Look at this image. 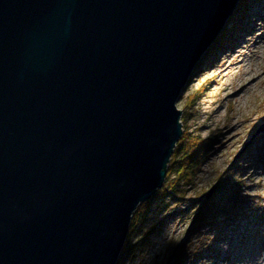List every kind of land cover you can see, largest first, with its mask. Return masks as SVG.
I'll return each instance as SVG.
<instances>
[{
  "label": "water",
  "instance_id": "water-1",
  "mask_svg": "<svg viewBox=\"0 0 264 264\" xmlns=\"http://www.w3.org/2000/svg\"><path fill=\"white\" fill-rule=\"evenodd\" d=\"M238 2L0 0V264H116Z\"/></svg>",
  "mask_w": 264,
  "mask_h": 264
},
{
  "label": "rangeland",
  "instance_id": "rangeland-1",
  "mask_svg": "<svg viewBox=\"0 0 264 264\" xmlns=\"http://www.w3.org/2000/svg\"><path fill=\"white\" fill-rule=\"evenodd\" d=\"M236 5L221 44L202 55L176 101L182 130L208 138L207 159L181 194L153 198L122 264H168L178 247L184 250L176 264H264V128L257 132L264 125V0ZM232 169L242 180L241 211L223 230L202 225L192 232L189 216Z\"/></svg>",
  "mask_w": 264,
  "mask_h": 264
},
{
  "label": "trees",
  "instance_id": "trees-1",
  "mask_svg": "<svg viewBox=\"0 0 264 264\" xmlns=\"http://www.w3.org/2000/svg\"><path fill=\"white\" fill-rule=\"evenodd\" d=\"M237 13L236 9L235 13L228 18L220 34L215 39L214 44H212L213 47H217L221 44L222 37H224L229 30V22L233 21L232 19ZM207 143L208 138L199 139L197 136H191L186 130L182 131L181 136L174 146L172 154H170L171 157L167 164L166 176L162 186L157 188L148 199L140 202L136 208H134L131 219H129L130 224L127 237L126 240H124L125 242L116 264H122L130 254L131 250L135 247V243H132V239L134 236H137L135 233L139 231L138 229L140 226L143 227L145 224L153 198L164 197L167 196V194L169 195V193L173 196L181 194L180 185L193 184V181L197 177V173L200 172L202 163L207 159ZM244 152L245 151L243 150L241 156H243L242 154ZM233 171L235 172V170L232 169L227 175L224 172L220 174L219 179L215 183L217 184L215 192L209 194L210 196L208 198L204 195L205 198L202 200L201 205H199L198 209L189 216L192 220L190 226L192 232H194L193 230L196 231V228L202 225H207V228L216 226V228H220L219 230H223V227L225 226L223 224L227 222L225 220L228 219L229 216L239 214L238 211H241V209L238 211L236 210L239 207L242 208L240 203L244 202V197L240 194L242 180L240 179V176L235 178ZM187 210L188 209L183 212H186ZM176 249L174 255L175 258L177 256V260H173V262L168 264H176L182 256L184 249L180 247Z\"/></svg>",
  "mask_w": 264,
  "mask_h": 264
},
{
  "label": "bare ground",
  "instance_id": "bare-ground-1",
  "mask_svg": "<svg viewBox=\"0 0 264 264\" xmlns=\"http://www.w3.org/2000/svg\"><path fill=\"white\" fill-rule=\"evenodd\" d=\"M225 70L227 71V68H225L224 70L220 71V74H222L223 72H225ZM264 74V72H262V75ZM226 76V75H225ZM191 233V232H190Z\"/></svg>",
  "mask_w": 264,
  "mask_h": 264
},
{
  "label": "clouds",
  "instance_id": "clouds-1",
  "mask_svg": "<svg viewBox=\"0 0 264 264\" xmlns=\"http://www.w3.org/2000/svg\"><path fill=\"white\" fill-rule=\"evenodd\" d=\"M191 77V76H190ZM183 131V130H182Z\"/></svg>",
  "mask_w": 264,
  "mask_h": 264
}]
</instances>
